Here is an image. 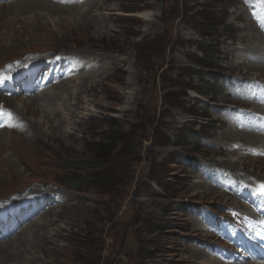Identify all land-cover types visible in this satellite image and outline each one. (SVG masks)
Listing matches in <instances>:
<instances>
[{
  "label": "rangeland",
  "instance_id": "rangeland-1",
  "mask_svg": "<svg viewBox=\"0 0 264 264\" xmlns=\"http://www.w3.org/2000/svg\"><path fill=\"white\" fill-rule=\"evenodd\" d=\"M68 2L51 0L36 21L0 15V78L47 64L48 88L60 93L51 106L0 96L24 119L0 131V209L44 195L23 210L19 234L54 223L45 230L53 242L14 264H200L199 255L227 264L218 230L245 213L233 191L251 178L264 183L261 162L230 168L246 157L264 163L259 140L226 137L254 134L238 115L259 112L248 87L264 89V76L233 67L249 63L246 34L260 32L254 44L264 47V0H80L72 10ZM262 54L252 60L263 65ZM57 106V131H30L48 116L51 125ZM74 162L80 170L63 169Z\"/></svg>",
  "mask_w": 264,
  "mask_h": 264
},
{
  "label": "bare ground",
  "instance_id": "bare-ground-1",
  "mask_svg": "<svg viewBox=\"0 0 264 264\" xmlns=\"http://www.w3.org/2000/svg\"><path fill=\"white\" fill-rule=\"evenodd\" d=\"M56 2H59V0H55ZM69 2L72 1L68 8H70L71 10L74 9L80 2V0H68ZM68 2V3H69ZM51 3V0H16L14 3L10 4V5H2L0 6V15L2 14H12V13H17V14H26L27 12L30 14H32V18H34L36 21V12H38L37 14H44L46 12H49L51 10V8H48L47 6H49L48 4ZM53 3V2H52ZM104 4V3H103ZM53 6H55V8L57 7L56 3H53ZM92 8L97 6L96 4H91ZM90 9L86 10V11H89ZM36 11V12H35ZM91 13V12H90ZM42 14V15H43ZM47 14H50V13H47ZM104 16H102L100 19L102 22L105 21V17H109L111 15V13H105L103 14ZM22 18V17H21ZM25 18V17H24ZM25 21L28 22L27 19H25ZM32 21V20H31ZM39 21V20H38ZM65 22V21H64ZM31 23V22H30ZM67 27V26H66ZM82 29V28H81ZM77 30V29H76ZM69 31V30H68ZM78 31V30H77ZM135 32V31H134ZM137 32V30H136ZM140 32V31H139ZM75 33V32H74ZM136 34V33H135ZM80 35V34H79ZM72 36V35H71ZM81 36V35H80ZM79 37V36H78ZM98 37V36H97ZM114 37V36H113ZM261 37V33L258 32V31H255V33H252V34H246L245 36H243L241 39H247L249 40V42L251 43V46H253L254 48H250V49H247V53L249 54V59H247V61L249 62L248 64H244V62H237V64H234V67L233 69L237 70V71H242V67L245 68V70L249 73L250 71H254L255 72V75H261V76H264V54L261 55V62L263 63V65H260L259 62H255L253 61V57H255V55H257L258 52H262L264 51V47H259L257 45H255L254 43L256 42V40H258L259 38ZM94 38V37H93ZM101 38V36L99 37V39ZM96 39V38H95ZM238 39H240V37H238ZM240 39V40H241ZM76 40V39H75ZM78 40V39H77ZM81 42V40H80ZM88 43V42H87ZM264 44V43H263ZM91 45V43H90ZM81 46V45H80ZM244 50V49H243ZM245 51V50H244ZM83 52V51H82ZM104 55V54H103ZM97 57V56H96ZM99 57V56H98ZM251 57V58H250ZM103 58L105 59H108L112 64L114 63H121L123 61V59H120L119 58V61H117V59L113 60L114 55L113 54H106L103 56ZM93 60H96L95 59V56L93 58ZM114 62V63H113ZM107 64V63H106ZM258 64V65H257ZM114 66V65H113ZM80 68V67H79ZM74 69V68H73ZM115 70L116 71H119L121 70V66L120 67H115ZM113 71V70H112ZM104 72V71H103ZM115 72V71H114ZM117 73V72H116ZM110 74V73H109ZM116 75V74H115ZM119 74H117L118 76ZM108 76V75H107ZM111 76V75H109ZM122 77V76H121ZM108 78V77H107ZM114 78V77H113ZM105 80V79H104ZM113 80V79H112ZM120 80V79H119ZM85 82V81H84ZM103 82V80H102ZM112 82V81H111ZM122 82V83H121ZM125 81H121L120 80V84L121 85H125L124 83ZM100 83V81L98 82ZM98 83L96 81H94L93 83L91 82L87 88H83V85H81L82 87H80L79 89L77 90H83L81 92H79V94H84L85 91L87 93L88 90H95L96 88V85H98ZM104 83V82H103ZM104 86V85H103ZM99 88V87H98ZM90 92V91H89ZM91 93V92H90ZM112 93V92H111ZM60 95V93H58ZM56 92H53L51 89L47 88L45 89L44 91H42L41 93H39L38 95L35 96V98L38 100V101H41L43 103L46 104V106H51L52 103H53V97L56 98L58 97V95ZM113 96V95H112ZM121 96V95H120ZM84 97V96H83ZM86 97V96H85ZM117 97V96H116ZM80 98V95H77L76 99H75V104L77 105V102H78V99ZM113 98V97H112ZM123 98V97H122ZM121 98V99H122ZM116 100V99H115ZM119 100V99H118ZM32 103V102H31ZM22 104V103H21ZM25 105V104H24ZM43 104H41L42 106ZM38 105H36L37 107ZM71 106V105H70ZM255 106V105H254ZM38 108V107H37ZM109 108V107H108ZM257 109H260V105H258V107H256ZM255 109V108H254ZM256 109V110H257ZM37 111L36 109H34V112ZM61 111V108L59 106H57L55 112H52L50 113L53 117V122L52 124L50 125V121H49V116L48 117H45L41 122H39L38 124L37 123H32L30 122V125H27L29 126L30 128V131L31 130H34L37 132L38 128L39 127H54V129H56L55 131L58 130V126L60 125L59 122H56L57 120L55 119V117L57 116L58 112ZM16 113V112H15ZM37 113V112H36ZM72 114V113H71ZM18 115L19 119L21 121H24L23 117L19 114H16ZM58 118V117H57ZM54 122H56L54 124ZM29 123V122H28ZM57 126V127H56ZM25 127V126H24ZM27 128V127H26ZM28 129V128H27ZM29 130V129H28ZM22 133V132H21ZM33 134V132H31ZM35 135V134H34ZM53 135V133L51 134ZM52 137V136H50ZM54 137V136H53ZM226 137H231V140L232 141H235V142H239V141H243L244 139H249L253 142L259 140V142L257 144H260L261 146H264V137L262 136H258L256 134H246V132H240V134L238 133V131L236 130H232L231 132H229L228 134H226ZM244 143V142H242ZM248 145V144H247ZM255 145V144H254ZM253 145V146H254ZM239 147V146H238ZM249 148V147H248ZM252 151V150H251ZM250 151V152H251ZM263 151V150H262ZM264 152V151H263ZM260 155V154H259ZM243 156V155H242ZM258 156V155H257ZM262 157V156H261ZM234 158V157H233ZM242 159L244 157H241ZM247 158V157H246ZM242 160L241 161H231V166L230 168H233V169H237L239 167L236 166L235 164H240L241 167H243L244 165H248L249 163L251 164H254L255 162H261L262 164L263 161H257V160ZM259 158V157H258ZM252 159V158H251ZM251 166H254V165H251ZM228 167V166H227ZM255 167V166H254ZM239 172V171H237ZM261 181V180H260ZM207 192H211L210 190H207ZM238 204V203H237ZM241 204V203H240ZM239 205V204H238ZM242 210H245L248 214H251V211L248 210L247 207H245V205L242 204ZM48 211L43 213L42 215H47ZM40 219V218H39ZM53 221L52 220H43L39 225H37V228L35 229L34 232H29L28 233H25L23 235V233H18L17 236H16V242H14L13 244L11 243V245L7 246V247H4L5 245L9 244L10 241H5L3 243L0 244V264H14L16 261H18V259H20L23 254H30V253H34L35 250H39L40 252L43 250V247H45L46 245L49 246V244H51L52 242L50 241L49 237L46 236V229L53 225ZM25 232V231H24ZM48 233V232H47ZM56 236L58 238H61L63 236V234L61 233V229L57 230L56 231ZM63 238V237H62ZM14 239V240H15ZM54 245V244H53ZM51 248V247H50ZM49 248V249H50ZM53 248V247H52ZM55 249V248H54ZM62 251V250H61ZM60 253V252H59ZM199 260H201L200 264H207V260H202L203 259V256L202 255H199ZM221 260V259H220ZM222 262V261H221ZM219 260H212V262L209 261L210 264H222ZM18 263V262H17ZM24 264H37V262L35 260H31L30 262H27ZM228 264V263H227Z\"/></svg>",
  "mask_w": 264,
  "mask_h": 264
},
{
  "label": "trees",
  "instance_id": "trees-1",
  "mask_svg": "<svg viewBox=\"0 0 264 264\" xmlns=\"http://www.w3.org/2000/svg\"><path fill=\"white\" fill-rule=\"evenodd\" d=\"M213 36H216V34L214 33V34H212L210 37H213ZM207 47H202V48H200L199 50L203 53V54H207V53H209V52H207ZM210 54V53H209ZM207 57V56H206ZM63 167V169H68V170H80L81 169V166L80 165H78V164H76V162H74V163H68V164H66V165H64V166H62ZM70 185L72 186V187H74V186H76V187H78V183L77 182H71L70 183Z\"/></svg>",
  "mask_w": 264,
  "mask_h": 264
},
{
  "label": "snow or ice",
  "instance_id": "snow-or-ice-1",
  "mask_svg": "<svg viewBox=\"0 0 264 264\" xmlns=\"http://www.w3.org/2000/svg\"><path fill=\"white\" fill-rule=\"evenodd\" d=\"M0 115H3V113H0ZM3 126H4L3 124H0V127H3ZM262 154H264V153H262ZM259 191L261 194H264V184H261L259 186Z\"/></svg>",
  "mask_w": 264,
  "mask_h": 264
},
{
  "label": "water",
  "instance_id": "water-1",
  "mask_svg": "<svg viewBox=\"0 0 264 264\" xmlns=\"http://www.w3.org/2000/svg\"><path fill=\"white\" fill-rule=\"evenodd\" d=\"M137 219V218H136Z\"/></svg>",
  "mask_w": 264,
  "mask_h": 264
}]
</instances>
